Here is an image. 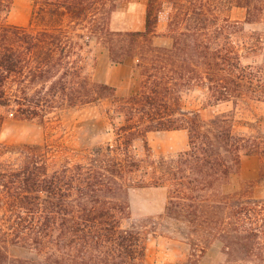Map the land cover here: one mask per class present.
<instances>
[{"label": "trees", "instance_id": "obj_1", "mask_svg": "<svg viewBox=\"0 0 264 264\" xmlns=\"http://www.w3.org/2000/svg\"><path fill=\"white\" fill-rule=\"evenodd\" d=\"M13 1L0 0V133L1 109L44 121L63 106L110 100L120 122L114 143L60 167L46 144L0 142V264H144L146 236L123 228L122 219L130 215L131 190L150 187L169 188L166 216L188 226L185 264H198L213 238L228 254L263 255L264 199L227 188L244 154L264 157V137L237 132L230 115L205 112L264 102V64H243L233 38L243 23L264 26V0H148L145 28L135 31L111 28L119 0H32L29 26L9 23ZM228 3L247 10L243 22L225 13ZM166 6L171 47L154 42ZM94 42L107 48L113 65L136 61L135 94L119 96L93 79ZM192 84L206 100L187 109L183 93ZM177 130L188 132L189 148L154 157L149 134ZM16 246L38 259L12 257Z\"/></svg>", "mask_w": 264, "mask_h": 264}, {"label": "rangeland", "instance_id": "obj_2", "mask_svg": "<svg viewBox=\"0 0 264 264\" xmlns=\"http://www.w3.org/2000/svg\"><path fill=\"white\" fill-rule=\"evenodd\" d=\"M147 4L148 0H119L117 10L112 16L111 28L144 30ZM224 8L233 21L243 22L246 19L247 10L243 7L228 3ZM34 10V1L14 0L8 21L15 25L29 26L33 22ZM168 10L166 6L158 26V35L154 39L155 44L161 47H171L173 44L168 30ZM25 13L28 14L26 18ZM233 31V38L242 53L243 64H264L263 24L243 23ZM93 44L88 66L93 79L115 86L119 96L135 94L139 90L140 82V73L135 68L136 61L132 59L126 64L113 65L107 48L103 44ZM205 92L197 84L186 87L183 93L186 108L201 107L206 100ZM113 105L110 100H103L77 107L63 106L51 111L44 121L22 120L12 116L6 109H1L6 120L0 133V142L46 144L56 167L62 166L66 161L82 162L94 147L115 142L113 124H118L120 119L116 117ZM216 112L234 117L237 132L247 137H264V102L223 103L206 111L205 117ZM152 133L148 140L156 158L162 155L175 156L189 148V135L186 130ZM136 148L143 156L145 150L142 142L136 143ZM263 170L264 157L244 154L242 169L232 177L227 191H243L258 199H264V181L259 180ZM168 196L167 187L136 188L130 192V215L122 219V226L125 229L137 228L146 236L144 264H185L191 256L187 224L166 216ZM10 254L12 257L38 259L36 252L21 246L12 247ZM198 264H264V254L247 257L240 249L228 254L222 240L213 238Z\"/></svg>", "mask_w": 264, "mask_h": 264}, {"label": "crops", "instance_id": "obj_3", "mask_svg": "<svg viewBox=\"0 0 264 264\" xmlns=\"http://www.w3.org/2000/svg\"><path fill=\"white\" fill-rule=\"evenodd\" d=\"M27 15H28V14L25 13V14H24V18H26ZM18 25L25 26V24H18ZM123 66H124V65H123ZM177 131H183V130H177ZM170 132H176V131H170ZM153 133H156V132H153ZM153 133H152V134H153Z\"/></svg>", "mask_w": 264, "mask_h": 264}]
</instances>
